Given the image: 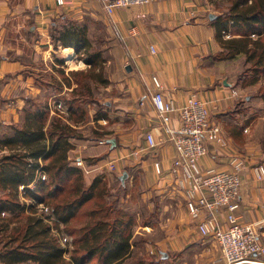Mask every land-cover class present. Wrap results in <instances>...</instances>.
Instances as JSON below:
<instances>
[{
    "label": "crops",
    "instance_id": "obj_1",
    "mask_svg": "<svg viewBox=\"0 0 264 264\" xmlns=\"http://www.w3.org/2000/svg\"><path fill=\"white\" fill-rule=\"evenodd\" d=\"M211 2L153 0L145 6L118 8L109 16L100 0H74L70 6H58L55 0H0V157L9 152L1 142L11 133L12 126L24 124L28 100L45 101L50 94H47L48 87L39 83H50L45 75L57 69L79 71L65 68V50L71 49L73 57L75 49L52 44L50 30L55 23H65L67 19L78 28L85 26L92 43L90 25L95 23L97 30L99 26L106 29L108 36L103 44L107 45L109 83L104 89L114 94L112 102L106 103L108 118L96 121L95 112L90 113V122L79 127L86 139L73 141L69 158L74 165L76 160H83L92 169L89 174L84 173L87 183L101 176L102 168L111 159H118L112 184L116 182L127 189L134 184L137 172L135 183L144 193L163 194L166 190L175 193L177 202L171 212L170 228L166 238L156 245L161 252L168 249L176 254L177 264H215L220 251L212 236L202 237L198 232V220L188 213L184 196L169 173L175 156L174 146L162 143L156 150L142 154L137 162L119 159L129 148H144L146 132L151 131L157 140L164 136L150 97L154 91V76L161 80L166 99L184 106L195 96L207 104L212 118L221 124L225 139L222 147L210 146L200 164L204 170L223 171L232 169L235 157L243 161L239 207L234 213L243 224L260 223V241L264 244V181L257 180L253 173L255 165L264 164V141L258 140L259 119L256 118L261 108L259 118L264 120V102L244 94L241 72L235 69L242 55L223 61L214 58L222 46L212 26L217 14L212 11ZM35 46H38L37 52ZM150 46H154L155 53L150 51ZM29 50L31 62L27 61ZM51 50H63V65L56 64L60 58L54 63L44 60L47 59L44 55ZM33 54L37 59L41 55V60L46 62H41V68L33 64ZM67 89L65 86L62 94ZM171 124L174 128L180 126L177 115L172 117ZM92 128L105 134L88 138ZM104 139L108 142L100 144ZM156 161L161 164L162 174L156 171ZM125 173L127 176L123 178ZM3 195L0 190V196ZM20 200L23 201L21 194ZM3 215L0 224L8 213ZM227 215V209L217 213L223 227L228 226ZM146 229L148 233L152 231L149 227ZM157 248H151L150 252H157ZM254 260L257 263L242 264H260L264 257L257 256ZM0 264L5 263L0 261Z\"/></svg>",
    "mask_w": 264,
    "mask_h": 264
},
{
    "label": "trees",
    "instance_id": "obj_2",
    "mask_svg": "<svg viewBox=\"0 0 264 264\" xmlns=\"http://www.w3.org/2000/svg\"><path fill=\"white\" fill-rule=\"evenodd\" d=\"M228 6L212 21L216 38L222 50L214 55L219 61L244 57L240 73L242 82L261 83L259 95L264 100V0H226ZM63 21V20H62ZM58 21L50 30L52 44L74 48L77 56L85 55L90 66L86 72L97 74L98 84L106 87L108 77L100 51L91 52L93 43L84 26L78 28L69 20ZM57 65L64 64L63 60ZM55 67L53 68V70ZM58 70V71H57ZM52 75L54 92L45 101L29 99L25 109L24 124L14 125L3 140L9 150L0 157V261L5 264H157L154 254L133 262L136 219L125 211L121 197L113 196L101 176L87 183L81 169L69 158L74 140L86 139L80 126L90 122L88 105L95 104L91 86L77 83L72 87V77L88 76L83 71L68 75L57 69ZM69 76V77H68ZM47 81V80H46ZM50 89L51 84L39 82ZM71 90L64 97V87ZM57 95L68 107L69 116L50 115L48 98ZM95 110L94 119H107L106 110ZM88 138L100 137L105 132L91 129ZM39 159L47 174L46 180L36 178ZM34 183V187L28 185ZM24 187V197L44 202L54 209L58 223L74 237L70 259L57 242L51 227L42 218L30 212L20 200L19 186ZM152 220L155 218L152 213ZM149 224L150 222H145ZM145 225V224H144ZM145 249V247H144Z\"/></svg>",
    "mask_w": 264,
    "mask_h": 264
},
{
    "label": "built area",
    "instance_id": "obj_3",
    "mask_svg": "<svg viewBox=\"0 0 264 264\" xmlns=\"http://www.w3.org/2000/svg\"><path fill=\"white\" fill-rule=\"evenodd\" d=\"M58 6H70L74 0H55ZM153 0H100L107 15L112 16L118 8H132L145 6ZM150 51L155 53L154 46ZM154 91L150 94L151 102L156 113V120L163 128L164 136L157 140L149 131L145 134L146 146L144 148H129L127 154L119 157L120 160L131 159L139 161L149 150H156L162 143H170L175 148V156L169 173L179 192L184 196L185 205L190 216L198 220L197 229L202 237L212 236L219 247L220 257L215 264H242L248 262L257 263L254 258L264 257V244L260 241V223L243 224L234 213L239 205L238 197L242 189L241 172L244 163L239 157L232 161L231 170H204L200 161L208 155L210 146L222 147L224 143L223 128L219 122L211 116L207 104L201 99L192 96L184 106H177L173 100L166 99L161 80L152 78ZM236 95L235 92L233 94ZM52 114L62 118L69 116L68 107L63 101H54L50 105ZM177 115L180 122L178 128L172 126V117ZM107 140H100V144H106ZM118 159H111L101 170V177L113 174L117 170ZM39 167L36 170V178L47 179L43 169V162L39 159ZM75 166L83 173L89 174L91 168L83 160H76ZM158 174L163 170L159 161L155 162ZM253 173L257 180L264 181V164L253 167ZM25 186H20L19 191L23 197V204L27 213L33 212L51 227L57 242L64 250V257L70 259L74 239L64 227L58 223L54 209L44 202L36 199H26L23 191ZM33 188L34 183L28 185ZM227 209L228 226L223 227L217 219V213ZM151 253H153L151 251ZM264 264V262H259Z\"/></svg>",
    "mask_w": 264,
    "mask_h": 264
},
{
    "label": "rangeland",
    "instance_id": "obj_4",
    "mask_svg": "<svg viewBox=\"0 0 264 264\" xmlns=\"http://www.w3.org/2000/svg\"><path fill=\"white\" fill-rule=\"evenodd\" d=\"M228 6V3L226 0H212L211 2V8L212 11L215 12L218 15H220L222 13V11ZM97 24H92L89 27V33L91 36V39L93 41V45H92V50L91 52H95V51H100L102 53V56L104 58V60H106V47L107 45L103 44L106 43V39H107V31L106 29H102V27L99 26V30H97L98 28L96 27ZM44 43H41L40 45H43ZM43 47V46H42ZM35 52L38 51V46H35ZM66 51V56L67 59H65V68L68 69H78L83 71L84 74H88V76H91L90 78H87V76H78V77H72L69 73L70 72H65L66 75H70V79H71V83H72V87H76L77 83L82 84H89L91 86V90L93 92V98L96 99L95 104L88 105L85 108L89 109L90 113H94L95 110H97L98 108H102L101 110H106L109 111L107 108L106 103L107 102H112V97L114 94H110L107 93L105 91V87L101 86L100 84L97 83V81L95 79H97V74L95 72H93L92 74H90L89 72H86L89 70L90 66H88L87 62H86V56L83 55H79L77 56L74 52V55L72 57V53L68 54L67 50ZM28 62L30 61V50L28 51ZM39 59H37L36 55H31L32 58V62L33 64L38 68L42 67V63L41 62H50L54 63L56 62V59H63V57L65 56L63 53V50L60 51H56L53 52L52 50L49 52L48 55H44L47 57V59L41 60V55H38ZM69 57V59H68ZM72 57V58H70ZM35 58V60H34ZM72 60V62H71ZM243 62H244V57H240L239 60H237V62L235 63V69L237 72H242L243 69ZM46 63V62H45ZM45 68H47L45 66ZM49 68V67H48ZM104 68L106 70V63L104 65ZM52 75H56L58 76L57 72H50ZM104 74L106 75V77H108V73L104 72ZM69 77V76H68ZM45 79L48 80L51 84L50 89H48L47 94H52L54 92V88L52 87V78L51 76H49L48 74L45 75ZM249 80H246L244 82L241 83L242 88L244 89V94H247L251 99L253 100H257V102L259 100H262L264 102V100L260 97L259 95V87L261 85V83L255 84V85H251V84H247ZM68 88V87H67ZM72 89H67L64 97L66 98H70L71 96L69 95V92H71ZM47 94L45 96V98L47 97ZM63 101L60 99L59 96H50L48 99V108L50 111V115H54L51 112L50 109V104L54 101ZM65 102V101H63ZM261 102V101H260ZM259 112L257 113L256 118L258 117V122H259V141H264V120L263 118H259V116L261 115V108H259ZM113 115V114H112ZM263 115V113H262ZM91 135V134H90ZM137 173V172H136ZM134 173V175L137 176V174ZM135 176L134 179V184L131 186L129 185L128 188L126 189V187H123L122 185H118L116 182L115 184H112V181L114 180V174L111 176H104L102 177L103 181H105V184L107 186V189L110 191V193H113V196H120L121 199V203L122 205H124V210L127 212H130L134 218L136 219V227H135V232L138 235H135V241L138 242V245L135 246V249L133 250V262H136L138 260H140L143 255H145L146 258H150L149 256H151V254L154 256V260L155 261H159V263L157 264H177L176 263V254L174 255L170 250H166L164 251V249L159 250V248H157L158 246L156 245L157 242H160L162 240H164L166 238V231L170 228V218H172L171 216V212L172 209H175V204L177 202V196L175 195V193H169L167 190L164 191L163 194H158L155 192H145L139 187L136 186L135 180L137 179ZM173 191V190H172ZM147 193V194H146ZM144 194H146V196H144ZM28 199V198H26ZM23 202V201H21ZM150 205V206H149ZM152 213H154L155 218L152 220ZM145 222H150L149 224H146ZM145 224V225H144ZM65 227V226H64ZM151 228V232L148 233L149 230H147L146 228ZM138 231H144L142 234H139ZM73 237V236H72ZM74 239V237H73ZM145 247V249H144ZM73 248H74V244H73ZM151 248H157L158 249V253L153 250V253L150 252ZM157 253V254H156ZM152 257V256H151Z\"/></svg>",
    "mask_w": 264,
    "mask_h": 264
},
{
    "label": "bare ground",
    "instance_id": "obj_5",
    "mask_svg": "<svg viewBox=\"0 0 264 264\" xmlns=\"http://www.w3.org/2000/svg\"><path fill=\"white\" fill-rule=\"evenodd\" d=\"M66 50H67V53H68V54L72 53V50H71V49H69V50L66 49ZM65 52H66V51H65ZM70 58H71V57H70ZM68 59H69V57H68ZM71 62H72V60H71Z\"/></svg>",
    "mask_w": 264,
    "mask_h": 264
},
{
    "label": "water",
    "instance_id": "obj_6",
    "mask_svg": "<svg viewBox=\"0 0 264 264\" xmlns=\"http://www.w3.org/2000/svg\"><path fill=\"white\" fill-rule=\"evenodd\" d=\"M126 176H127V174L125 173L124 176H123V178H125Z\"/></svg>",
    "mask_w": 264,
    "mask_h": 264
}]
</instances>
